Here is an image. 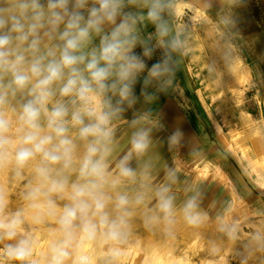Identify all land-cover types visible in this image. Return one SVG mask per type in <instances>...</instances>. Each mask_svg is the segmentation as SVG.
Wrapping results in <instances>:
<instances>
[{
    "label": "clouds",
    "instance_id": "obj_1",
    "mask_svg": "<svg viewBox=\"0 0 264 264\" xmlns=\"http://www.w3.org/2000/svg\"><path fill=\"white\" fill-rule=\"evenodd\" d=\"M182 14L177 0H0V264H123L142 232L205 225L199 193L180 200L161 163L182 132L154 108L188 51ZM217 228L236 238L225 216Z\"/></svg>",
    "mask_w": 264,
    "mask_h": 264
},
{
    "label": "rangeland",
    "instance_id": "obj_2",
    "mask_svg": "<svg viewBox=\"0 0 264 264\" xmlns=\"http://www.w3.org/2000/svg\"><path fill=\"white\" fill-rule=\"evenodd\" d=\"M181 1L183 14L172 22L185 29L188 51L177 56L169 93L154 108L162 110L169 131L182 132L177 145L161 150V163L177 174L178 198L199 193L208 219L200 228L179 227L173 238L142 232L140 247L123 264L139 257L141 264H264L253 240L264 233V0ZM199 9L239 62L241 77L230 88L218 82L206 48L193 39L205 19ZM220 216L237 225L235 239L218 230Z\"/></svg>",
    "mask_w": 264,
    "mask_h": 264
},
{
    "label": "crops",
    "instance_id": "obj_3",
    "mask_svg": "<svg viewBox=\"0 0 264 264\" xmlns=\"http://www.w3.org/2000/svg\"><path fill=\"white\" fill-rule=\"evenodd\" d=\"M198 11V15L199 16H204V17H201V18H205V19H202V21L199 23L198 22V24H197V26L195 27V29L192 31V36H193V39L195 40V39H197L198 40V42H199V45L201 46V47H203V48H208V49H206V51H207V54H208V56H210L209 57V60H210V62L212 63L211 65H213L214 66V68H216V70H217V72H218V76H219V78H218V82H225L223 85H224V87H228V88H230V86H231V83L232 82H235V81H238L239 79H240V77H241V70H240V65L238 64L239 62H238V60L237 59H235V58H233V57H231V55H228L227 54V52H226V50H224L223 48H222V45L219 43V41L216 39V38H214V36L212 35L213 34V29H212V27L211 26H209V23L207 24V22H209V18H208V16L203 12V11H201L200 9L199 10H197ZM207 21V22H206ZM199 25V26H198ZM211 27V28H210ZM199 28V29H198ZM204 28H206L208 31H209V35L210 36H212V38L213 39H215V41H218V43H219V46L221 47V51H222V53H224V54H226V59H227V61L225 62L226 64H230V66H231V68L229 67V66H227L228 68H229V71L228 72H232V74L233 73H235L233 76V78H232V76L230 77V76H227V75H229V74H227V73H225V72H222V71H224L220 66H218L217 65V63H216V61L213 59V57H211V55H210V49H209V46H207V44L202 40V32H201V29H204ZM212 29V30H211ZM200 35V36H199ZM209 50V51H208ZM225 76H226V78H225ZM234 79V80H233ZM226 80H228V82L230 81V84H228V82L226 81ZM233 80V81H232ZM223 87V88H224ZM231 90H232V88H231ZM226 98H228V95L227 96H225ZM226 112V111H225ZM229 113H231L232 114V112L229 110L228 111ZM172 120H174L175 122H177V123H180V121L177 119V118H174V117H172L171 118Z\"/></svg>",
    "mask_w": 264,
    "mask_h": 264
},
{
    "label": "bare ground",
    "instance_id": "obj_4",
    "mask_svg": "<svg viewBox=\"0 0 264 264\" xmlns=\"http://www.w3.org/2000/svg\"><path fill=\"white\" fill-rule=\"evenodd\" d=\"M183 2L184 1H181V0H179V1H177V5L179 6V8L181 9V11H182V5H183ZM186 5V4H185ZM207 22V21H206ZM198 23V22H197ZM207 24H208V22H207ZM199 26V25H198ZM211 28V27H210ZM199 29V28H198ZM212 30V29H211ZM201 32H202V40L207 44V46H209V49H210V55H211V57H213V59L216 61V63H217V65L218 66H220L224 71H222V72H225V73H227V74H229V75H227V76H232V78L235 76L234 74L235 73H233L232 74V72H228L229 71V68L227 67V66H229L230 68H231V66H230V64H226L225 62L227 61V57H226V54H224V53H222V51H221V47L219 46V43H218V41H215V39H213L212 38V36H210L209 35V31L206 29V28H204V29H201ZM200 36V35H199ZM223 48V47H222ZM206 49H208L207 47H206ZM209 51V50H208ZM209 54V53H208ZM210 57V56H209ZM211 60V59H210ZM212 62V61H211ZM219 72V71H218ZM217 72V73H218ZM234 75V76H233ZM225 78H226V76H225ZM234 80V79H233ZM232 80V81H233ZM227 82H228V80H226ZM231 81V80H230ZM230 81L228 82L229 84H230ZM221 83V82H220ZM225 82H222V85L224 84ZM233 86H234V84H232ZM223 87H224V85H223ZM225 96H227V95H225ZM259 177V176H258ZM215 248H217V249H219L218 247H215ZM137 263L138 264H141L142 263V258H138V260H137ZM136 263V264H137Z\"/></svg>",
    "mask_w": 264,
    "mask_h": 264
}]
</instances>
